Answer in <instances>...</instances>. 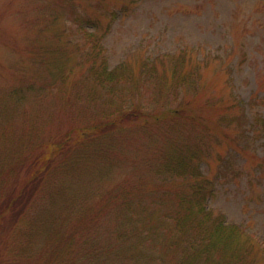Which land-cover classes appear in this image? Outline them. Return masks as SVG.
I'll use <instances>...</instances> for the list:
<instances>
[{
    "label": "rangeland",
    "instance_id": "374dc122",
    "mask_svg": "<svg viewBox=\"0 0 264 264\" xmlns=\"http://www.w3.org/2000/svg\"><path fill=\"white\" fill-rule=\"evenodd\" d=\"M112 11L115 14L110 20L108 14ZM95 18L99 20L97 24ZM107 23L110 28L104 30ZM39 45L49 46L52 52L57 45L66 46L59 53L60 65L44 66L37 60ZM182 48L193 49L190 58L199 67L198 77L175 96L162 99L161 69ZM54 53L58 56V50ZM54 53L43 55L49 60ZM95 54L97 61L105 59L109 70L123 64L129 80L112 89L99 87L89 73ZM205 57L208 63H199ZM153 59L157 66L154 75L151 65L144 67L152 64ZM263 69L264 0H0V180L3 168L7 171L4 176L9 177L0 189V200L11 195L24 179V170L17 169L28 168L31 158L47 150L45 144L57 148L70 124L76 123L81 135L93 136L94 142L74 156L66 172H53L51 181L56 182V190L64 187L67 193L78 192L87 199L91 193L92 199L91 190L97 187L99 193L92 200L98 202L109 188L122 186L125 180L136 182L140 176L150 187L165 185L150 191L153 194L147 193L151 198L145 203L153 202L148 208L161 215L171 208L174 199L168 173L163 170L156 175L154 168L149 169L156 159H164L160 148L167 147L168 142L177 149L201 152L206 145L205 159L197 163L212 181L220 165L218 155H226L229 150L226 144L208 147L209 137L202 138V133L190 128L180 135L173 133L161 114L180 107L195 89L197 96L190 100L186 113H195L202 122L210 123L216 116L214 109L205 107V102L218 97L230 100L231 93L241 100L251 118L249 98L260 90V83L263 89L259 95L264 96ZM64 76L67 82L63 85ZM125 109H141L144 116L160 119L155 118L158 124L152 121L148 129L131 127L126 130V138L117 136V140L103 139L96 133L94 124L104 125L112 119V113L116 116ZM256 111L264 114V105ZM167 136H173L174 142ZM263 141L251 142L258 156H264ZM36 143L39 145L30 150ZM62 155L59 153L57 160ZM18 158L25 161L12 163ZM148 160H154L153 164L145 165ZM244 162L239 157L234 167L243 166L245 176L233 181L229 173L231 179L216 180L215 193L207 204L214 213L224 215L225 224L238 225L242 232L259 241L258 264H264V189L256 185L250 191L246 176L251 174L253 164ZM57 196L53 201H38L29 211L28 217L39 218L37 232L29 239L35 241L32 244V240L22 238L21 242L27 243L34 253L43 249L42 224L47 218L58 219L61 198ZM109 214L102 221L106 230L119 225L111 215L114 213ZM9 218L0 222V264H35L40 254L22 263L3 254L14 245L17 231L26 227L15 225V220ZM101 232L107 235L106 231Z\"/></svg>",
    "mask_w": 264,
    "mask_h": 264
},
{
    "label": "trees",
    "instance_id": "16d2710c",
    "mask_svg": "<svg viewBox=\"0 0 264 264\" xmlns=\"http://www.w3.org/2000/svg\"><path fill=\"white\" fill-rule=\"evenodd\" d=\"M114 14V11L108 14L110 20L114 18ZM88 19L87 16L86 20ZM98 22V18H95L94 24ZM109 28L110 23L104 25V30ZM87 35L94 36L88 33ZM37 47L36 49L40 50L39 54H36L39 58L37 60L44 66L45 63L60 65L62 59L59 53H62L61 48L65 50L66 46L57 45L54 48V52L58 50V56L49 46ZM191 50L182 48L162 67L160 77L158 76L162 85V99L175 96L180 89L184 90L198 77L199 67L192 63ZM43 52L46 55H54L49 56L48 60ZM97 58L98 54L91 59L89 73L99 87L108 86L112 89L115 85L129 80L123 64L109 70L105 59L97 61ZM155 60H151L152 64L144 65H151L153 75L157 74ZM199 63H208L207 58H202ZM66 80L67 76H64L61 83L64 85ZM258 88L263 89L261 83ZM260 90L249 98L248 105L253 111L251 118L242 107L241 100L231 93L230 100L223 97L207 100L205 107L214 109L216 116L212 120L209 119L210 123L202 122L195 113H186L190 100L193 101L197 96L195 89L191 93L193 96L185 95L186 101L184 100L180 107L161 114L166 124L171 126L173 133L177 135L184 130L189 131L190 128L202 133V138L209 137L206 143L208 147L210 144L229 145L226 155H218L220 165L213 181L200 171L197 163V160L205 159L206 145L201 152H191L187 148L177 149L174 144L168 142L165 147L167 150L159 149L160 153L165 154L164 159L158 162L156 159V164L149 169L154 168L156 175L163 173V170L168 173L174 199L171 208L161 215L148 208L153 202L145 203L151 198L147 193L165 185L159 183L150 187L140 176L136 182L125 180L122 186L109 188L107 194L98 202L92 200L99 193L97 187L91 190L92 199L91 193L90 199H87L85 196L80 197L78 192L67 193V188L64 187L56 190V182L52 184L51 181L53 172H66L74 156L94 142L93 136L81 135L78 125L71 123L68 134L59 142L57 148L52 149L51 145L45 144L44 148L47 150L31 158L28 168L19 165L17 171L24 170V179L16 185L17 189H14L11 195H5L0 200V222L10 217L15 220V225L26 226L20 227L15 234L14 245L8 246L3 254L13 258L16 263H22L26 258H36L40 254L35 264H148L153 260H159L160 264H258L259 241L242 232L240 226L225 224L224 215L220 212L214 213L208 208L207 200L215 193L216 180L227 179L229 173L233 181L245 176L243 166L237 169L234 167L239 157L244 159V164H253L251 174L246 176L250 191H253L256 185L264 189V156H258L251 146V142L264 139V114L256 111L259 105H264V96L259 95ZM142 113L141 109H125L119 111L116 116L112 113V119L107 120L104 125L94 124L93 127L103 139L117 140V136L126 138V130L131 127H140V130H143L150 128L152 121L158 124L160 118L154 115L147 117ZM167 137L174 142L173 136ZM36 145L39 144H32L30 150ZM40 150H43L42 146ZM61 152L63 155L57 160ZM24 161L25 159L18 158L12 163L21 164ZM153 162L154 160H148L144 164L149 166ZM6 172L4 168L1 170V174L5 175ZM4 175V179L0 180V189L8 183L6 180L9 177ZM56 196L61 198L58 204V219L47 218L42 224L45 232L43 249L41 253H34L27 243L21 242L22 238L29 240L31 235L35 236L37 232L35 229L39 218L28 217L29 211L38 201H53ZM110 212L114 213L111 215L119 225L106 230L103 229L102 221ZM166 220L168 224L165 223ZM101 231H106L107 235H103ZM31 240L29 241L33 244L35 239Z\"/></svg>",
    "mask_w": 264,
    "mask_h": 264
}]
</instances>
